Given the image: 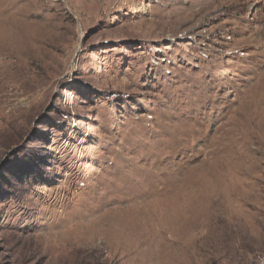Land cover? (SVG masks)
Listing matches in <instances>:
<instances>
[{
    "label": "rangeland",
    "instance_id": "obj_1",
    "mask_svg": "<svg viewBox=\"0 0 264 264\" xmlns=\"http://www.w3.org/2000/svg\"><path fill=\"white\" fill-rule=\"evenodd\" d=\"M0 264H264V0H0Z\"/></svg>",
    "mask_w": 264,
    "mask_h": 264
}]
</instances>
